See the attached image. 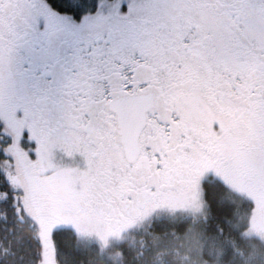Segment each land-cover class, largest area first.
Masks as SVG:
<instances>
[{
    "label": "snow or ice",
    "instance_id": "snow-or-ice-1",
    "mask_svg": "<svg viewBox=\"0 0 264 264\" xmlns=\"http://www.w3.org/2000/svg\"><path fill=\"white\" fill-rule=\"evenodd\" d=\"M49 150L97 206L190 164L264 177V0H0V206L17 218Z\"/></svg>",
    "mask_w": 264,
    "mask_h": 264
},
{
    "label": "trees",
    "instance_id": "trees-1",
    "mask_svg": "<svg viewBox=\"0 0 264 264\" xmlns=\"http://www.w3.org/2000/svg\"><path fill=\"white\" fill-rule=\"evenodd\" d=\"M204 199L207 217H166L156 219L149 229L153 236H141L133 243L125 242L117 246L116 257L103 252L98 244L83 243L71 229H60L53 235L58 264H176L177 255L166 252L167 245L178 241L186 243V237L196 231L200 234L202 249L196 256L195 264H264V242L244 235L237 228L238 215L249 214L253 205L233 192L225 183L216 178L204 182ZM8 189L0 186L1 194ZM23 201L19 216L13 213L9 203L0 206V218L7 212L9 224L14 229L0 239V257L4 264H30L35 237L41 233L39 217L43 210L34 211L32 201L26 193H20ZM46 190L40 197L45 199ZM44 201V200H43ZM41 207V200L38 201ZM36 212V213H35ZM193 231V232H192ZM189 242L194 246V241ZM23 256V259L19 257ZM43 262V261H42ZM41 262V264H42ZM198 262V263H197Z\"/></svg>",
    "mask_w": 264,
    "mask_h": 264
},
{
    "label": "rangeland",
    "instance_id": "rangeland-1",
    "mask_svg": "<svg viewBox=\"0 0 264 264\" xmlns=\"http://www.w3.org/2000/svg\"><path fill=\"white\" fill-rule=\"evenodd\" d=\"M48 161L51 171L42 173L40 187L47 183L49 188L47 204L50 207H46L43 201L45 199L37 195L38 189L35 184L25 180L17 185L25 188L26 197L32 201L34 211L36 208L46 211L39 217L40 230L43 231L45 240V256L42 264H58L53 233L60 229H71L83 243L98 244L103 252L116 257L119 254L116 251L118 245L140 241L141 236H153L149 233V229L156 219L166 217L205 219L207 204L203 186L204 182L212 177L225 183L233 192L253 205L249 214L238 215L236 226L244 231L245 236L255 237L264 242V177L260 176L255 167L246 165L239 168H226L205 162L196 176L182 178L186 183L182 190H171L168 193L172 201L164 206L163 212L154 214L145 211L137 221L113 226L108 224L104 217L83 214L78 206L80 200L76 196L80 189L74 183H64L57 178V162L50 150ZM2 199L4 194L0 192V200ZM39 200H41V207ZM177 238L178 241L167 245L164 251H173L177 255L176 264H195V254L198 252L196 256H199L202 249L200 234L196 231L189 233L186 243L181 242L179 236ZM191 240L194 241V246L190 245Z\"/></svg>",
    "mask_w": 264,
    "mask_h": 264
},
{
    "label": "flooded vegetation",
    "instance_id": "flooded-vegetation-1",
    "mask_svg": "<svg viewBox=\"0 0 264 264\" xmlns=\"http://www.w3.org/2000/svg\"><path fill=\"white\" fill-rule=\"evenodd\" d=\"M203 166L204 163L190 164L185 168L180 169L176 176L167 181L163 187H153L152 195L131 198L126 204L117 202L111 205L97 206L90 201L87 203H82L80 201V205L78 206L83 214L94 217H104L108 224H112L113 226L137 221L145 211H150L154 214L163 212L164 206L172 201L170 200L171 197H169L170 195H168V193L171 190H182L183 186L186 184L182 178L196 176L202 170ZM40 188L43 190L45 189L47 195L49 189L47 183ZM47 201L48 199L46 196L44 202L47 203ZM45 212L46 211L43 210V213Z\"/></svg>",
    "mask_w": 264,
    "mask_h": 264
}]
</instances>
